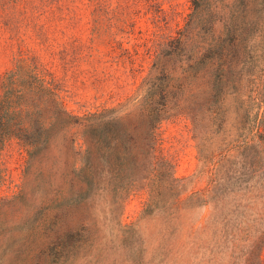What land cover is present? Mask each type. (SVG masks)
I'll return each mask as SVG.
<instances>
[{
	"label": "rangeland",
	"instance_id": "1",
	"mask_svg": "<svg viewBox=\"0 0 264 264\" xmlns=\"http://www.w3.org/2000/svg\"><path fill=\"white\" fill-rule=\"evenodd\" d=\"M155 2L131 1L140 12L129 23L82 10L45 45L29 33L21 48L0 39L3 96L16 53L45 62L51 46L68 53L59 89L74 115L118 107L141 85L168 98L161 177L135 176L127 192L85 190L73 119L45 136L11 127L0 143V264H264V158L238 147L251 135L245 77L264 69V0Z\"/></svg>",
	"mask_w": 264,
	"mask_h": 264
},
{
	"label": "trees",
	"instance_id": "2",
	"mask_svg": "<svg viewBox=\"0 0 264 264\" xmlns=\"http://www.w3.org/2000/svg\"><path fill=\"white\" fill-rule=\"evenodd\" d=\"M131 1L135 4L141 0H117L115 7L112 0H0V39L5 38L7 46L16 43L21 48L29 33L30 39L45 45L50 33H57L64 22L79 19L82 10H89L93 18L113 13L120 21L129 23L140 12L131 10ZM144 1L148 9L157 3ZM151 12L155 15V11ZM244 34L237 37L238 42H243ZM167 47L168 43L161 52ZM47 50L49 58L45 62L41 56L28 55L24 49L16 53L17 68L6 82L5 96L0 85V143L5 136L14 135L11 127H41L38 134L45 136L44 127L73 119L68 123L79 127L84 147L79 171L85 190L99 184L104 189L127 192L135 184V176L144 180L160 178L156 130L159 116L167 106V91L151 94L141 85L138 95L118 107L74 115L64 107L59 89L58 66L68 68V53L56 52L51 46ZM225 50L232 54L235 44L227 45ZM168 52L169 58L175 55L171 50ZM245 81L248 98L242 102L243 117L249 122L251 135L238 147L245 156L264 158V69L259 74L246 75ZM37 146L31 149V155Z\"/></svg>",
	"mask_w": 264,
	"mask_h": 264
}]
</instances>
